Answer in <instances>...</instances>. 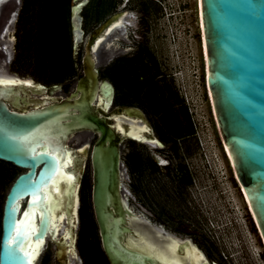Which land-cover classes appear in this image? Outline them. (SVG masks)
Listing matches in <instances>:
<instances>
[{
  "label": "water",
  "instance_id": "1",
  "mask_svg": "<svg viewBox=\"0 0 264 264\" xmlns=\"http://www.w3.org/2000/svg\"><path fill=\"white\" fill-rule=\"evenodd\" d=\"M19 1L0 0V46ZM201 4L217 126L264 242V0ZM118 17L79 39L84 55L78 81L51 87L0 84V161L22 170L4 205L0 264H40L47 238L56 246L58 264H80L75 240L88 150L95 220L110 264H210L196 238L153 223L128 198L126 141L146 144L132 135L162 147L145 112L113 108L115 87L100 78L114 37L133 28L130 16L106 31ZM0 80L11 81L1 57ZM92 134L97 139L89 147ZM69 141L84 143L77 152ZM53 187L55 199L47 195Z\"/></svg>",
  "mask_w": 264,
  "mask_h": 264
},
{
  "label": "rangeland",
  "instance_id": "2",
  "mask_svg": "<svg viewBox=\"0 0 264 264\" xmlns=\"http://www.w3.org/2000/svg\"><path fill=\"white\" fill-rule=\"evenodd\" d=\"M79 1L84 0L19 1L10 33L12 61L7 65L4 38L0 46L8 76L48 86L78 81L83 74L81 41L114 14L134 16L132 30L114 37L100 78L116 86L113 108L130 106L145 112L162 149L126 141L128 198L153 223L196 238L210 264H264L263 239L216 122L206 82L198 0L146 4L143 0H86L78 13L73 12L72 3L77 6ZM191 128L195 135L179 140ZM95 140L92 134L91 146ZM21 173L0 161V241L5 201ZM92 193L89 160L80 189L76 249L80 264H110ZM55 250L47 242L40 264H55Z\"/></svg>",
  "mask_w": 264,
  "mask_h": 264
},
{
  "label": "bare ground",
  "instance_id": "3",
  "mask_svg": "<svg viewBox=\"0 0 264 264\" xmlns=\"http://www.w3.org/2000/svg\"><path fill=\"white\" fill-rule=\"evenodd\" d=\"M80 2V1H79ZM78 2V5H77V8L75 9V12H77L78 13V11H80V9L82 8V6L85 4V2H86V0H84L83 2H80L79 3ZM88 2V1H87ZM198 5H199V18H200V26H201V29H202V27H203V24H202V15H201V7H202V4H201V0H198ZM16 12H14V14H13V18L11 19V21H10V23H9V25H8V27H7V29H6V32H5V34H4V36H3V38H4V40H5V44L7 45V47L5 48L4 46H3V53H4V58H5V62H6V65L8 64L7 62L9 61V60H11L12 61V46H13V43H14V38H12V37H10V33L13 31V28H14V24H15V20H16V16H17V8H16V10H15ZM78 15V14H77ZM123 18V16H120V17H118L113 23H111L109 26H108V28L106 29V31L117 21V20H119V19H122ZM105 31V32H106ZM104 32V33H105ZM203 32V31H202ZM76 33V32H75ZM82 31L80 32V34H77V37H76V51H78L77 50V47H78V44H79V39H81L82 38ZM103 33V34H104ZM102 34V35H103ZM101 35V36H102ZM100 36V37H101ZM203 36H204V32H203ZM203 39H204V37H203ZM204 45H205V42H204ZM204 53H206V45H205V49H204ZM205 60H206V66H207V59H206V55H205ZM10 63V62H9ZM208 76V75H207ZM9 78H10V80L11 81H16V83H14V84H12V85H15V84H26V85H28V84H32V83H35L32 79H21V78H19V77H17V76H15V75H11V76H9ZM207 82V81H206ZM210 97H211V95H210ZM211 101H212V99H211ZM112 107H110L109 108V110L111 109ZM108 110V111H109ZM154 134V133H153ZM131 137H133V138H136V139H138V140H140V141H142V142H145V143H149V142H146V141H144V140H142V139H139V138H137V137H134V136H132V135H130ZM154 137L156 138V136H155V134H154ZM156 140L158 141V139L156 138ZM159 143V142H158ZM150 144H152V143H150ZM89 147H90V143H89ZM226 148V147H225ZM89 149V148H88ZM226 150H227V153H228V155H229V152H228V149L226 148ZM88 154H89V150L87 151V154H86V161L88 160ZM230 158V157H229ZM232 163V162H231ZM83 175H84V171H83ZM82 183V182H81ZM81 183H80V188H81ZM242 192H243V194H244V191L242 190ZM244 196H245V194H244ZM245 199H246V196H245ZM247 201V200H246ZM248 203V202H247ZM79 223V222H78ZM77 238H78V236H77V234H76V240H75V244H77ZM50 240V238H47L46 240H45V244H44V248H43V251L45 250V248H46V245H47V242ZM51 241V240H50Z\"/></svg>",
  "mask_w": 264,
  "mask_h": 264
},
{
  "label": "snow or ice",
  "instance_id": "4",
  "mask_svg": "<svg viewBox=\"0 0 264 264\" xmlns=\"http://www.w3.org/2000/svg\"><path fill=\"white\" fill-rule=\"evenodd\" d=\"M16 83V81H4V80H0V84H5V85H9V84H14ZM50 154V153H49ZM57 159H63V157L58 156ZM70 181V178H69ZM57 191V188L53 187L49 193L47 194L48 196H52L53 199H55V197L53 196V193H55ZM51 202V201H50ZM26 217L31 216L32 212H28L25 214ZM43 218H44V214L43 212L41 213V222L43 223ZM28 226V220L26 219L23 224H22V228H26ZM19 235V233H18Z\"/></svg>",
  "mask_w": 264,
  "mask_h": 264
},
{
  "label": "flooded vegetation",
  "instance_id": "5",
  "mask_svg": "<svg viewBox=\"0 0 264 264\" xmlns=\"http://www.w3.org/2000/svg\"><path fill=\"white\" fill-rule=\"evenodd\" d=\"M118 14V13H117ZM117 14H114V15H117ZM114 15H112V16H114ZM111 16V17H112ZM57 85H62V84H56V85H53V86H57ZM63 86V85H62ZM47 87V86H46ZM49 87H51V86H49ZM63 88L64 87H62V89L60 90V91H62L63 90ZM78 134H82V133H78ZM77 134H75L71 139H70V141L76 136ZM96 139H97V136H96ZM70 141L69 142H67V144L68 145H70L69 143H70ZM96 141V140H95ZM84 143V141H82L81 143H77V144H75V145H70L71 146V148L72 149H74V150H76L77 152H78V150H77V148L80 146V145H82ZM95 143V142H94ZM93 143V144H94ZM90 152H91V149H90ZM90 160V163H91V158L89 157V159L87 160V162ZM85 174V173H84ZM84 176V175H83ZM83 181V180H82ZM82 184V183H81ZM81 189V188H80ZM79 210H80V206H79ZM77 236H78V234H77ZM78 239V238H77ZM48 242H51L50 240L48 241ZM52 243V242H51ZM53 244V243H52ZM54 245V244H53ZM55 246V245H54ZM55 248H56V246H55ZM76 248H77V244H76ZM56 251L57 250H55V264H58V262H57V258H56ZM106 256V255H105ZM107 258V257H106ZM108 260V259H107ZM209 262V261H208ZM212 264V263H211Z\"/></svg>",
  "mask_w": 264,
  "mask_h": 264
},
{
  "label": "trees",
  "instance_id": "6",
  "mask_svg": "<svg viewBox=\"0 0 264 264\" xmlns=\"http://www.w3.org/2000/svg\"><path fill=\"white\" fill-rule=\"evenodd\" d=\"M49 1V3L52 1V0H48ZM155 1V0H154ZM143 2H144V4H146V3H152L153 2V0H143ZM160 8V7H159ZM148 52H150V51H148ZM157 66V68H159L158 67V64L156 65ZM112 83V82H111ZM113 84V83H112ZM113 86L115 87V90H116V86H115V84H113ZM182 103H184V101H182ZM185 112H186V114L188 113L187 112V108L185 107ZM195 135V131H194V129L193 128H191L190 129V131H189V133H187V134H185V135H181L180 137H179V140L180 139H184V138H187V137H191V136H194ZM177 143V142H176ZM188 179V181L187 182H190L191 183V178L190 177H187ZM1 236H2V232H1ZM1 242V241H0Z\"/></svg>",
  "mask_w": 264,
  "mask_h": 264
}]
</instances>
